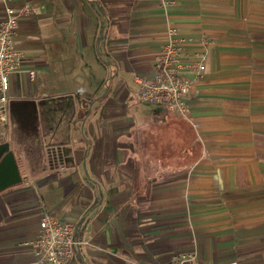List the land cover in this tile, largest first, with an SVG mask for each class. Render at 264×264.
<instances>
[{
	"label": "crops",
	"instance_id": "obj_1",
	"mask_svg": "<svg viewBox=\"0 0 264 264\" xmlns=\"http://www.w3.org/2000/svg\"><path fill=\"white\" fill-rule=\"evenodd\" d=\"M4 3L32 13L0 126L22 178L0 191V264H36L20 243L43 214L74 224L70 264H264V0H1L0 20ZM171 25L206 57L181 117L133 80Z\"/></svg>",
	"mask_w": 264,
	"mask_h": 264
},
{
	"label": "built area",
	"instance_id": "obj_2",
	"mask_svg": "<svg viewBox=\"0 0 264 264\" xmlns=\"http://www.w3.org/2000/svg\"><path fill=\"white\" fill-rule=\"evenodd\" d=\"M31 13L32 8L28 4L14 6L4 3L0 20V126L7 121L8 76L21 67V55L14 46L18 22ZM176 34L174 26L167 27V38L160 51V63L152 78L135 75L133 80L137 87L138 101L167 106L174 117H181L186 115L185 99L192 83L204 71L206 57L205 53L190 55ZM29 73L34 75V71ZM74 229L71 222L43 214L38 221L36 236L20 245L34 254L36 264H70L78 244ZM198 261L197 252L193 249L177 252L162 264H198Z\"/></svg>",
	"mask_w": 264,
	"mask_h": 264
},
{
	"label": "water",
	"instance_id": "obj_3",
	"mask_svg": "<svg viewBox=\"0 0 264 264\" xmlns=\"http://www.w3.org/2000/svg\"><path fill=\"white\" fill-rule=\"evenodd\" d=\"M22 181L13 152L7 142L0 143V191Z\"/></svg>",
	"mask_w": 264,
	"mask_h": 264
}]
</instances>
